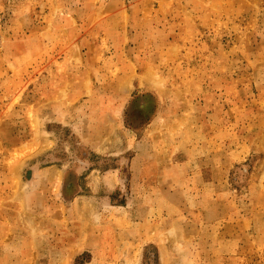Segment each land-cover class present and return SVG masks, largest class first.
<instances>
[{"label": "rangeland", "instance_id": "obj_1", "mask_svg": "<svg viewBox=\"0 0 264 264\" xmlns=\"http://www.w3.org/2000/svg\"><path fill=\"white\" fill-rule=\"evenodd\" d=\"M0 264H264V0H0Z\"/></svg>", "mask_w": 264, "mask_h": 264}]
</instances>
